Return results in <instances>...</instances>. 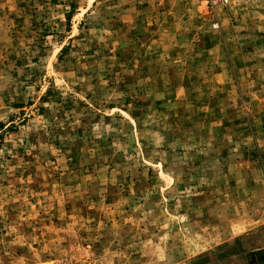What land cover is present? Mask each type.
Returning a JSON list of instances; mask_svg holds the SVG:
<instances>
[{
	"label": "rangeland",
	"instance_id": "374dc122",
	"mask_svg": "<svg viewBox=\"0 0 264 264\" xmlns=\"http://www.w3.org/2000/svg\"><path fill=\"white\" fill-rule=\"evenodd\" d=\"M0 264H264V0H0Z\"/></svg>",
	"mask_w": 264,
	"mask_h": 264
},
{
	"label": "built area",
	"instance_id": "2783aa9c",
	"mask_svg": "<svg viewBox=\"0 0 264 264\" xmlns=\"http://www.w3.org/2000/svg\"><path fill=\"white\" fill-rule=\"evenodd\" d=\"M234 1H238V0H234ZM207 4L211 7V8H215L218 5L223 4V2H225V0H206ZM216 25H214L215 27Z\"/></svg>",
	"mask_w": 264,
	"mask_h": 264
}]
</instances>
